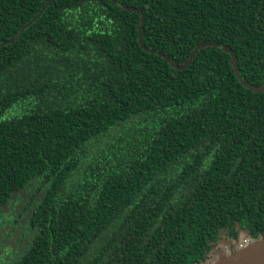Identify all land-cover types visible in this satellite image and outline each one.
I'll return each mask as SVG.
<instances>
[{
  "label": "trees",
  "instance_id": "16d2710c",
  "mask_svg": "<svg viewBox=\"0 0 264 264\" xmlns=\"http://www.w3.org/2000/svg\"><path fill=\"white\" fill-rule=\"evenodd\" d=\"M48 1L0 0V215L34 203L17 264H210L225 234L263 239L264 92L220 47L174 69L122 6L175 64L219 43L262 87L264 0H56L25 28Z\"/></svg>",
  "mask_w": 264,
  "mask_h": 264
},
{
  "label": "flooded vegetation",
  "instance_id": "af4514ba",
  "mask_svg": "<svg viewBox=\"0 0 264 264\" xmlns=\"http://www.w3.org/2000/svg\"><path fill=\"white\" fill-rule=\"evenodd\" d=\"M28 189H26V191H29ZM11 200L12 201H9L7 205L3 207V214L0 215V235L2 238L8 237V241L10 240L13 242H5L3 244L8 250L0 251V258H2L0 259V264H17L29 251L32 243L29 220L31 218L30 212L34 203L32 204L33 199L31 194L28 192L22 193L21 191L14 195ZM16 238L17 240H15ZM222 240L230 243L232 246L231 251L235 249L239 243L238 239H232L225 234V237L223 236L220 238L215 249L219 247L218 245ZM13 247H19L15 253L10 251ZM7 257L8 259H6Z\"/></svg>",
  "mask_w": 264,
  "mask_h": 264
},
{
  "label": "water",
  "instance_id": "95a60500",
  "mask_svg": "<svg viewBox=\"0 0 264 264\" xmlns=\"http://www.w3.org/2000/svg\"><path fill=\"white\" fill-rule=\"evenodd\" d=\"M54 1H56V0H49L48 3L45 5V7L40 11L38 16L35 19H33L30 22V24H28L25 28L29 27L31 24L36 22L38 20V18H40L42 16V14L47 9V7L52 5L54 3ZM112 1L117 3L116 0H112ZM122 7L124 9H126L127 11L136 12V13L141 15V27L139 30V43H140L142 49H144L148 53L157 54V55L165 58L174 69H176L178 71L186 70L191 65L192 61L195 59V57L197 56L199 51L203 48L220 47L224 51H226L227 53L230 54L233 69H234L238 79L242 83V85H244L247 89L254 91V92H257V93L264 92V85L262 87L252 86L242 79L240 72H239V68H238V59H237L236 54L230 48H228L226 46H221L219 43L203 42L195 48V50L191 53L190 58L186 61V63L184 65L181 66V65L175 64L164 53H161L155 49H151V48L147 47L146 44L144 43L142 31H143V26L145 23V17L143 15V13L137 8L128 7V6H122ZM11 42H13V41H11ZM210 264H264V238L260 239V240H253L252 239L251 243L248 244L246 247H243L242 249H239L238 247H236L235 250L233 252L232 251L229 252L226 257H219L217 259V261H215L214 263H210Z\"/></svg>",
  "mask_w": 264,
  "mask_h": 264
},
{
  "label": "rangeland",
  "instance_id": "374dc122",
  "mask_svg": "<svg viewBox=\"0 0 264 264\" xmlns=\"http://www.w3.org/2000/svg\"><path fill=\"white\" fill-rule=\"evenodd\" d=\"M22 193H23V191H22ZM11 232V231H10ZM9 232V233H10ZM247 232H245V233H243V235L244 234H246ZM248 234V233H247ZM224 237H225V235H223ZM0 251H2V250H8V248H5L4 246H3V244L5 243V242H13V241H8V237H5V238H2V236L0 235ZM239 239H241V237L239 238ZM238 239V240H239ZM15 240H17V238L15 239ZM14 240V241H15ZM11 246V245H10ZM219 247L217 248V249H215L212 253H211V255H210V263H214L215 261H217V259L219 258V257H226L227 255H228V253L229 252H231V248H232V246L230 245V243L228 242V241H221V243L218 245ZM19 247H13V248H11V252H13V253H15V251L18 249ZM234 250H232V252H233ZM0 259H2V258H0ZM6 259H8V257L6 258Z\"/></svg>",
  "mask_w": 264,
  "mask_h": 264
},
{
  "label": "built area",
  "instance_id": "2783aa9c",
  "mask_svg": "<svg viewBox=\"0 0 264 264\" xmlns=\"http://www.w3.org/2000/svg\"><path fill=\"white\" fill-rule=\"evenodd\" d=\"M250 243H251V241L249 239H246V240L242 241L237 247L239 249H242L243 247H246Z\"/></svg>",
  "mask_w": 264,
  "mask_h": 264
}]
</instances>
